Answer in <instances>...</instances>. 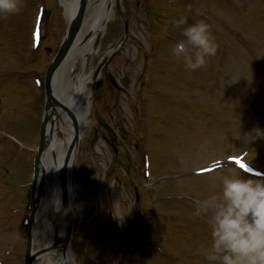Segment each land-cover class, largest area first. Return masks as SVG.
<instances>
[{"label":"rangeland","instance_id":"1","mask_svg":"<svg viewBox=\"0 0 264 264\" xmlns=\"http://www.w3.org/2000/svg\"><path fill=\"white\" fill-rule=\"evenodd\" d=\"M168 1L118 0L117 17L89 46L95 55L104 52L127 21L122 45L91 87L74 159L70 248L77 264H209L211 209L197 215L196 203L213 194L219 199L221 175H248L232 158L264 173V138L248 143L242 138L255 126L264 128V0ZM40 4L47 12L37 15L43 37L33 50L31 29ZM188 16L208 23L217 45L215 54L191 71L170 52L189 24L174 21ZM65 28L59 0H20L19 11L0 15V77L9 81L0 83V128L25 148L0 136V264H22L44 107L42 78ZM94 59L80 68L86 73ZM141 144L147 175L136 183L123 168L142 151ZM216 161L211 170L196 171ZM160 176L166 178L148 180ZM146 214L148 244L136 249L138 222Z\"/></svg>","mask_w":264,"mask_h":264},{"label":"clouds","instance_id":"2","mask_svg":"<svg viewBox=\"0 0 264 264\" xmlns=\"http://www.w3.org/2000/svg\"><path fill=\"white\" fill-rule=\"evenodd\" d=\"M20 0H0V15L19 11ZM185 24V18L174 21ZM184 39L172 45L171 54L191 71L202 67L206 57L216 52L210 25L203 20L181 28ZM242 138L245 143L264 138V128L253 127ZM243 168V167H241ZM220 197L213 194L198 201L195 214L207 213L211 246L205 253L209 264H240L239 257H249L248 264H264V178H254L242 171L220 176Z\"/></svg>","mask_w":264,"mask_h":264},{"label":"bare ground","instance_id":"3","mask_svg":"<svg viewBox=\"0 0 264 264\" xmlns=\"http://www.w3.org/2000/svg\"><path fill=\"white\" fill-rule=\"evenodd\" d=\"M63 8L65 16L71 17L77 6L78 0H59ZM118 10L116 7V0H88V6L85 13L82 29L75 42V49L69 57L71 61L64 62L60 69L56 73V80L62 81L66 78L69 79L71 84V95H77L75 97V104L72 107L73 113L78 124V130L81 135L84 127L87 123V113L90 98V80L94 67L102 62L114 49L115 44H111L104 52L95 55V51H91L89 46L100 36L105 25L111 19L117 17ZM88 38V39H87ZM79 57V60L75 59ZM95 62L90 64L89 69L85 73V69L80 68V63H83L89 58ZM97 57V58H96ZM75 60V61H74ZM79 85H82L81 87ZM55 88V83H54ZM78 88L79 93L75 91ZM86 88V90H85ZM56 90V88H55ZM84 90V92H83ZM57 88L56 92L59 93ZM55 92L57 98L66 104V101ZM70 97V101L71 100ZM52 118L54 125L51 135V142L48 148L43 152L40 161V173L39 180L43 183L42 190L37 193L39 200V208L36 213L35 223L33 227L34 239L33 250L36 251L41 248H47V251L40 254L34 264H77L69 249L62 251L61 249H52L49 247L51 236L54 233H58V236H62L65 232L63 208L59 204V191H58V168L62 161V158L66 152V141L69 139L72 128L71 122L67 120L65 112L58 108L53 112ZM48 128V127H47ZM54 158H53V157ZM74 193H69V199L73 198ZM71 210L73 212L74 205L71 204ZM249 257L240 256V264H248Z\"/></svg>","mask_w":264,"mask_h":264},{"label":"water","instance_id":"4","mask_svg":"<svg viewBox=\"0 0 264 264\" xmlns=\"http://www.w3.org/2000/svg\"><path fill=\"white\" fill-rule=\"evenodd\" d=\"M87 0H78V5L71 16L68 25H67V31L65 33V36L60 44V47L55 54L53 60L48 65L46 72H45V97H46V116L45 120L41 126V132H40V143L38 152L35 156V169H34V180L33 185L31 188V193L33 194L34 191L37 189V193H40L42 190L43 183L39 180L38 172L40 170V159L41 155L43 154L46 146L49 143L50 135L46 134V128L45 125L47 121L51 120V115L48 113L49 110L52 112L55 111V106L58 105L62 108H64L68 114L71 116L73 120V124L75 127V134L71 138V141L69 143V146L65 152V155L63 157L61 166L58 171V179H59V187H60V194H61V202L64 209V218H65V225H66V235L62 239H56V242L54 243L53 247H58L59 244L62 245V247L65 249L67 245L69 244L70 240V234H71V208L69 203V179H70V169L73 163V154L74 149L76 147L77 141H78V132H77V126L75 122V118L73 113L67 109L63 104H61L59 101L56 100V98L53 96L52 93V81L54 73L56 72L57 68L61 65V63L65 60L69 52L71 51V48L74 46L75 41L77 39V36L81 29V24L84 16V12L86 9ZM99 68H97L98 71ZM96 71V73H97ZM96 75V74H95ZM52 125V120H51ZM38 208V196L34 197V205L33 210L31 213L30 223L32 225L34 220V214ZM31 246H32V234L31 231L28 234V243H27V249H26V255H25V261L24 264H32L35 257L41 253H35L33 254L31 252Z\"/></svg>","mask_w":264,"mask_h":264},{"label":"snow or ice","instance_id":"5","mask_svg":"<svg viewBox=\"0 0 264 264\" xmlns=\"http://www.w3.org/2000/svg\"><path fill=\"white\" fill-rule=\"evenodd\" d=\"M234 159H238V158H234ZM241 167H245V165L241 164Z\"/></svg>","mask_w":264,"mask_h":264}]
</instances>
